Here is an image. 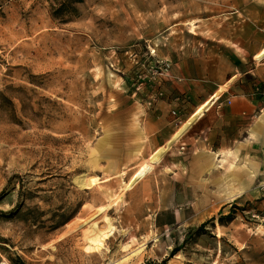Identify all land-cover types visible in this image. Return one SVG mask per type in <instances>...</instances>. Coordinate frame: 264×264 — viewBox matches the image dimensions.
<instances>
[{
    "label": "rangeland",
    "instance_id": "rangeland-1",
    "mask_svg": "<svg viewBox=\"0 0 264 264\" xmlns=\"http://www.w3.org/2000/svg\"><path fill=\"white\" fill-rule=\"evenodd\" d=\"M60 2L0 0V264H264V146L206 166L194 121L127 187L191 115L178 76L264 105V0ZM157 100L171 134L143 130Z\"/></svg>",
    "mask_w": 264,
    "mask_h": 264
},
{
    "label": "crops",
    "instance_id": "crops-1",
    "mask_svg": "<svg viewBox=\"0 0 264 264\" xmlns=\"http://www.w3.org/2000/svg\"><path fill=\"white\" fill-rule=\"evenodd\" d=\"M255 73L259 81L264 82V69L257 68ZM209 75L206 71L197 78L181 79L178 76V80L175 81V89L177 92L190 97L192 111L190 117L169 140L173 138V142H175L195 121L188 133L189 145L187 149H193L196 153L208 147L211 152L205 154L207 158L205 160L206 166L214 165L216 161L225 160L226 163L230 164V160L247 154L249 149L253 150L254 147L264 146V105L250 95L252 91L251 84L245 86L242 84V79L239 80L240 84H237L238 76L236 74L231 72L228 75ZM235 84L237 89H233ZM172 104L173 102L166 103L165 100L155 101L152 113L145 122L143 130L146 133L170 130L171 134L173 127L178 126L175 120H170L166 116L167 107ZM200 108L203 109L197 115L196 113ZM203 136L207 138L206 144L202 142L201 137L203 138ZM169 140L164 146L154 150L149 159L158 152V161L170 147L167 146ZM180 148L184 149V146H180ZM151 163L154 162L148 161L143 165L147 164L150 169ZM239 164L237 170L242 169L241 161ZM226 169L235 172L233 166H228ZM232 177L237 179L238 175L232 173ZM236 193L238 192H229L228 198Z\"/></svg>",
    "mask_w": 264,
    "mask_h": 264
},
{
    "label": "bare ground",
    "instance_id": "bare-ground-1",
    "mask_svg": "<svg viewBox=\"0 0 264 264\" xmlns=\"http://www.w3.org/2000/svg\"><path fill=\"white\" fill-rule=\"evenodd\" d=\"M264 55V51H261L257 57L260 58V56ZM208 104V103H206ZM203 108H200L198 111H197V115L200 114V112L202 111ZM173 138L171 140H169V142L167 143V146H170L172 143H173ZM159 157V153H155L154 155H152L149 159V161L151 162H156L157 159ZM149 169V166L146 164V165H143L135 174L134 176L132 177V179L130 180V182L127 184V187L131 186L133 183H135L138 179L142 178L145 173L148 171ZM83 179H80L77 181L80 182L82 181ZM95 230V229H94ZM93 230V231H94ZM91 233V232H90ZM100 237H101V233L100 232H97V230H95L94 232L91 233V235L88 234V236L86 237L87 238V242L88 244L86 245V248L87 249H95L96 247L99 246L100 244Z\"/></svg>",
    "mask_w": 264,
    "mask_h": 264
},
{
    "label": "trees",
    "instance_id": "trees-1",
    "mask_svg": "<svg viewBox=\"0 0 264 264\" xmlns=\"http://www.w3.org/2000/svg\"><path fill=\"white\" fill-rule=\"evenodd\" d=\"M53 1H56V0H53ZM81 1L82 0H61L60 7H59L60 11H57V15L73 16L76 13L73 4L77 2H81ZM165 263H166V259H163L160 263L145 262L144 264H165Z\"/></svg>",
    "mask_w": 264,
    "mask_h": 264
},
{
    "label": "built area",
    "instance_id": "built-area-1",
    "mask_svg": "<svg viewBox=\"0 0 264 264\" xmlns=\"http://www.w3.org/2000/svg\"><path fill=\"white\" fill-rule=\"evenodd\" d=\"M156 63H159V64H161V66H157V68H156V72H159L160 74H162L163 72H165L166 70H167V68H168V64L167 63H165V62H160V61H156Z\"/></svg>",
    "mask_w": 264,
    "mask_h": 264
}]
</instances>
